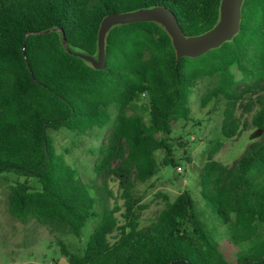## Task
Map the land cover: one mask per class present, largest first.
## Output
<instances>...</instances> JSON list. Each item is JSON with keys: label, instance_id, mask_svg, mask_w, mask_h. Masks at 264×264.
Here are the masks:
<instances>
[{"label": "trees", "instance_id": "trees-1", "mask_svg": "<svg viewBox=\"0 0 264 264\" xmlns=\"http://www.w3.org/2000/svg\"><path fill=\"white\" fill-rule=\"evenodd\" d=\"M220 2L0 0V175L34 178L40 185L38 191L26 183L11 185L8 213L22 224L34 220L79 238L95 204L101 206L100 222L83 249L72 252L57 240L67 264H264V0H243L236 35L197 58L176 60L170 37L155 22L112 27L105 35L102 69L77 56L97 57V32L106 16L165 8L191 38L215 27ZM206 78H216L218 86L202 99V108L212 99L225 102L221 135L233 139L247 130L235 117L243 102L249 126L261 133L230 167L214 160L222 148L215 142L199 175L200 198L230 227L233 260L210 238L190 192L165 201L144 228L135 211L138 183L161 166L180 167L175 152L184 157L187 144L172 138L171 128L190 121V90ZM139 101L148 126L129 114ZM112 107L116 116L93 166L102 180L91 187L95 198L55 152L47 131L107 126ZM107 179L118 182L124 200L121 227L116 209L108 206ZM114 231L119 236L110 243ZM245 243L247 253L239 247Z\"/></svg>", "mask_w": 264, "mask_h": 264}, {"label": "rangeland", "instance_id": "rangeland-1", "mask_svg": "<svg viewBox=\"0 0 264 264\" xmlns=\"http://www.w3.org/2000/svg\"><path fill=\"white\" fill-rule=\"evenodd\" d=\"M86 62L93 65L90 60ZM217 86L216 78H206L197 81L190 90L188 108L191 119L173 124L170 136L174 139L179 137L186 142L187 149L184 157H189L191 162L179 160L180 157H184L178 149L175 152V158L181 171L171 166H161L155 176L144 183H138L135 193L140 197V203L135 211L138 214L139 228H144L156 220L159 211L165 207V201H173L180 192L188 191L193 197L196 209L210 238L214 242H219L227 256L233 260L234 246L229 241L230 227L224 225L200 198L199 175L205 154L215 142L222 143V148L215 154L214 160L230 167L244 154L248 145L259 138L261 133L249 126L251 114L244 112L245 103L243 102L237 108L235 117L240 120L241 126L244 123L248 125L247 130L233 139H226L221 135L224 100L222 98L212 99L207 101L202 108V99ZM129 114L140 116L144 125L148 126V115L142 101L134 103L130 107ZM109 115L111 121L107 126L95 124L83 130L72 131L62 128L57 131H47L55 152L66 159L76 171L79 180L88 186L90 194L95 198L96 194L93 189L95 186H100L102 180L95 178L93 166L98 150L105 141L108 129L115 119L116 110L113 107L109 109ZM156 159L160 160L158 155ZM15 183H26L32 190H40V185L34 178L10 173L0 175V264H67L60 253L57 240H61L72 252L83 249L100 222L101 206L95 204L92 211L93 216L87 220L79 238L66 232V229L53 228L51 225L42 226L34 220L22 224L12 218L7 210L9 187ZM106 183L112 194L108 206L110 209H116L114 216L118 221V226L121 227L124 224L122 218L124 200L121 197L118 182L107 179ZM260 233L262 234L261 231ZM118 236L119 232L114 231L108 238L109 242H115ZM248 246L247 243L239 245L244 253H247Z\"/></svg>", "mask_w": 264, "mask_h": 264}, {"label": "water", "instance_id": "water-1", "mask_svg": "<svg viewBox=\"0 0 264 264\" xmlns=\"http://www.w3.org/2000/svg\"><path fill=\"white\" fill-rule=\"evenodd\" d=\"M242 2L243 0H221L219 21L215 27L203 35L191 38L183 36L174 16L165 8L109 15L102 19L98 28L97 57L93 59L83 55L77 56L84 61L90 60L93 65H89L94 69H102L105 65V35L112 27L134 22H155L161 25L170 37L176 60L197 58L220 47L236 35L240 26ZM61 38L62 43L65 44L62 33Z\"/></svg>", "mask_w": 264, "mask_h": 264}, {"label": "built area", "instance_id": "built-area-1", "mask_svg": "<svg viewBox=\"0 0 264 264\" xmlns=\"http://www.w3.org/2000/svg\"><path fill=\"white\" fill-rule=\"evenodd\" d=\"M178 171H181L180 167L177 168Z\"/></svg>", "mask_w": 264, "mask_h": 264}]
</instances>
